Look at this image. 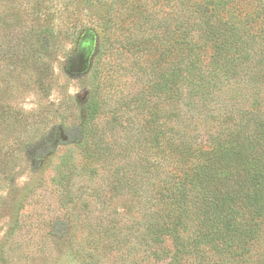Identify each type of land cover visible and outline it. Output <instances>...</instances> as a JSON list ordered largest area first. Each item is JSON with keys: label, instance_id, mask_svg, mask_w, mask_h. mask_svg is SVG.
<instances>
[{"label": "rangeland", "instance_id": "374dc122", "mask_svg": "<svg viewBox=\"0 0 264 264\" xmlns=\"http://www.w3.org/2000/svg\"><path fill=\"white\" fill-rule=\"evenodd\" d=\"M33 1L0 0V264H154L157 248L143 246L137 226L145 189L135 181L136 194L128 187L117 193L109 183L125 163L140 167L141 137L152 142L153 130L139 136L147 115L137 106L175 60L174 2L40 0L47 6L41 20ZM186 1L216 24L207 18L219 0ZM261 1L235 0L219 14L229 18ZM143 15L151 16L146 38L147 28L137 30ZM86 28L98 35L87 61L76 46ZM92 97L101 110L86 136L82 118ZM212 113L209 106L207 120ZM113 119L119 127L110 131ZM188 126L193 139H205L201 123ZM96 152L111 156L84 169V156ZM246 248L248 255L235 258L208 254L203 264H264V219ZM191 261L184 254L181 263Z\"/></svg>", "mask_w": 264, "mask_h": 264}, {"label": "trees", "instance_id": "16d2710c", "mask_svg": "<svg viewBox=\"0 0 264 264\" xmlns=\"http://www.w3.org/2000/svg\"><path fill=\"white\" fill-rule=\"evenodd\" d=\"M234 1L219 0L207 18L216 24H208L186 0H173L175 60L167 74L155 76V93H145L137 106L147 115L139 136L153 130L152 142L141 137L140 167L133 171L125 163L109 183L117 193L128 187L136 194L135 181L145 189L148 202L137 226L143 246L157 248L154 264H182L184 254L190 264H203L212 253L248 255L246 245L264 219V2L251 11L237 7L239 14L229 18L219 14H228ZM33 2L42 20L45 1ZM150 24L151 16L143 15L137 30L147 28L144 38ZM195 36L198 41H191ZM97 37L91 28L80 32L79 58L96 54ZM100 106L92 97L84 108L86 136L94 131ZM200 106L207 112L214 106L211 120ZM192 120L203 127L206 137L200 142L186 130ZM112 125L110 131L119 127L116 119ZM83 142L88 149V138ZM90 155L84 156V169L111 156ZM169 244L174 251L168 256Z\"/></svg>", "mask_w": 264, "mask_h": 264}]
</instances>
